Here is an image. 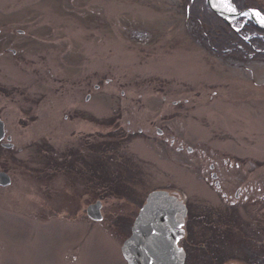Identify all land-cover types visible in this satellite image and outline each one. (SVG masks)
<instances>
[{
	"label": "rangeland",
	"instance_id": "obj_1",
	"mask_svg": "<svg viewBox=\"0 0 264 264\" xmlns=\"http://www.w3.org/2000/svg\"><path fill=\"white\" fill-rule=\"evenodd\" d=\"M246 1L238 11L230 0L234 13L264 17V0ZM220 18L237 35L253 24ZM194 28L187 0H0V117L14 145L0 151L11 177L0 185V264H127L121 224L150 190L220 205L203 180L211 162L227 188L254 185L260 197L213 210L228 220L195 228L184 264H212L219 246L227 262L243 264L249 249L264 257V230L243 222L264 229V59H221ZM170 135L194 152L174 154ZM95 200L106 217L91 224Z\"/></svg>",
	"mask_w": 264,
	"mask_h": 264
},
{
	"label": "flooded vegetation",
	"instance_id": "obj_2",
	"mask_svg": "<svg viewBox=\"0 0 264 264\" xmlns=\"http://www.w3.org/2000/svg\"><path fill=\"white\" fill-rule=\"evenodd\" d=\"M85 98L87 101L89 99V96L87 95ZM27 100L30 101L29 99H27ZM29 109L31 110V108H29ZM64 119H67V116H64ZM155 131L159 135H162V131L160 129L156 128ZM140 132L141 131L138 130L137 133L140 134ZM133 133H134V131H133ZM163 141L166 144H168L169 146L173 147L174 154L176 153L179 155V154H182V152L184 151L185 153H188V155H189V154H192L194 152V151H192L190 146L186 147L183 145L182 142H179V141L177 142L175 140L174 135H170L169 137L167 136V138H164ZM13 146H14L13 145V136L7 127L5 119L1 116L0 117V151L13 152V148H14ZM43 148L45 150L46 149L49 150L48 144L44 142ZM120 156L122 157L121 154H120ZM216 166H217V164L214 165L211 162L208 164L209 171H206V173L204 175H203L202 171L201 170L200 171H201V174L203 175V180L209 186L213 197L215 199H217L215 202H218L220 205L217 206L215 203L212 204V202H210V203H207L208 207L205 210H201L200 205L197 204V202L194 201V202H192V205H188L187 202L183 201V204L185 207V216L183 219L181 218L182 223L179 226L181 233H182V236L176 242V247L178 249H180V251L184 254L183 264L186 262L185 258L186 259L188 258L189 252L192 249H195L194 245H195L196 241L193 239L194 238L193 235L194 236L196 235V233L193 231V230H195V228L201 226L202 223H204L206 225H207V223H208V225H212V224L216 223L217 220H218V223L221 222V220H226V221L228 220L226 218L222 219V217H219V216H212L213 210L218 211V207H219V209H221L222 213H224L226 211H229L230 209L231 210L234 209V207L235 208L236 207H246L245 205H250L252 203H253L252 205L258 204L256 202V200L258 197H260V195L254 196V194H252V191L254 189V185H249V187H244V189H242L240 186H236V188L233 190L231 188H227L226 184H224V182L221 180L222 173L220 171V167H216ZM0 172H3L8 176V179H9L8 186H9L11 184L10 175L8 174V172L6 171V169L4 167H3V169L0 170ZM202 175H201V177H202ZM76 183L78 184L79 182H76ZM117 185L122 186L123 183L117 182ZM159 190L166 191L170 195L179 196L173 190L169 191V190L161 189V188H155V189H152L149 192H147L143 202H139V205L137 206V209H136V211H137L136 214L130 220H127V222H125V224H121L122 225L121 229L126 228L125 232H126V230H128L127 236L131 233V227H132L134 218L136 217L139 209L144 204L145 199L148 196V194L153 192V191H159ZM214 198H213V200H214ZM95 202H98V200H95L94 203ZM254 202H256V203H254ZM258 202L260 203V199L258 200ZM100 203H101V205H100L99 211H100L101 218L99 220H93L86 215L87 207L93 203H90L84 210V212H85L84 218L87 219L88 222L91 224L100 223V222H102L104 217H106V216L101 214L102 208H103L102 201H100ZM200 213H201V215H200ZM202 214H206V215L203 216ZM122 217H123L122 215L121 216L120 215H113L112 218H113V220H117V219L122 218ZM175 217H176V219H178L180 217V214H178V213L175 214ZM198 218H200V220H198ZM240 220H242V218H240ZM244 221H246L245 222L246 227H247L246 229L248 230L249 233H251V234L259 233L260 234V232H263L264 229L261 228V224H260L261 221H259L258 217H248V219L243 220V222ZM192 233H194V234H192ZM193 240L195 243L192 244ZM198 244L199 243H197L196 246H198ZM218 248L219 249L215 250V252H216V254H219L221 258H219V256H217V257L213 256L214 258H212V259H216L217 263H218V261L220 262V264L240 263V262H227L226 260H223L224 256H221L224 254V251H221L222 246H219ZM245 251L253 252V253L256 252V251H252L251 249L245 250ZM258 254L259 253H257V255ZM232 260L236 261L235 259H232Z\"/></svg>",
	"mask_w": 264,
	"mask_h": 264
},
{
	"label": "water",
	"instance_id": "obj_3",
	"mask_svg": "<svg viewBox=\"0 0 264 264\" xmlns=\"http://www.w3.org/2000/svg\"><path fill=\"white\" fill-rule=\"evenodd\" d=\"M216 13L226 20L242 17L250 10L230 15ZM253 24L264 29L254 21ZM8 183V176L0 172V185ZM100 205L99 201L89 205L86 215L99 220ZM177 213L180 214L178 219L175 217ZM184 216L185 207L179 197L161 190L149 193L133 221L129 237L121 245L127 264H183L184 254L176 247V242L182 236L179 226Z\"/></svg>",
	"mask_w": 264,
	"mask_h": 264
},
{
	"label": "trees",
	"instance_id": "obj_4",
	"mask_svg": "<svg viewBox=\"0 0 264 264\" xmlns=\"http://www.w3.org/2000/svg\"><path fill=\"white\" fill-rule=\"evenodd\" d=\"M187 2L188 17H190L195 27L192 33L194 31L197 37L194 40L211 54L221 59L234 56V58L244 60L246 57H250L251 54H254L253 59H264V43L261 39L256 38L259 35L264 37V30L247 22L239 30L240 35H237L227 25L228 23L203 5V0H192L191 4L189 0ZM232 3L238 11L251 6L246 0H232ZM259 11L262 12V10ZM249 34L256 36L247 44L243 38ZM242 260H244L243 264H264V257L260 254L251 255L248 253L243 256ZM211 261L213 262V259Z\"/></svg>",
	"mask_w": 264,
	"mask_h": 264
},
{
	"label": "bare ground",
	"instance_id": "obj_5",
	"mask_svg": "<svg viewBox=\"0 0 264 264\" xmlns=\"http://www.w3.org/2000/svg\"><path fill=\"white\" fill-rule=\"evenodd\" d=\"M211 7L216 10L218 13H221L222 15H230L233 14L235 11L233 10L232 6L231 8L226 6V0H209ZM227 3H230V0H227ZM231 5V3H230ZM252 16V18H251ZM246 18L251 20L252 22L254 21L256 24L263 26L264 27V17L257 14L254 11L250 10V13H246ZM231 19V18H229ZM250 252L245 251V254H248ZM244 254V255H245ZM251 255H255L256 253H250ZM214 256H220L219 254H215ZM214 258V257H213ZM214 261L212 262L213 264H220V262L218 261V263L216 262V259H213ZM230 260V259H229Z\"/></svg>",
	"mask_w": 264,
	"mask_h": 264
},
{
	"label": "snow or ice",
	"instance_id": "obj_6",
	"mask_svg": "<svg viewBox=\"0 0 264 264\" xmlns=\"http://www.w3.org/2000/svg\"><path fill=\"white\" fill-rule=\"evenodd\" d=\"M226 6L229 7V8H231V5H230V3H227V0H226Z\"/></svg>",
	"mask_w": 264,
	"mask_h": 264
}]
</instances>
